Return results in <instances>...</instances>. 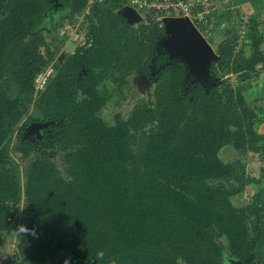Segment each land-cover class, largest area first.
Segmentation results:
<instances>
[{"label": "trees", "instance_id": "trees-1", "mask_svg": "<svg viewBox=\"0 0 264 264\" xmlns=\"http://www.w3.org/2000/svg\"><path fill=\"white\" fill-rule=\"evenodd\" d=\"M88 1L0 4V247L20 225L35 232L22 235L6 264H93L100 251L97 264H263L264 169L255 180L246 159L264 162L257 131L264 112L240 85L264 70L258 21L251 18L241 54L235 40L226 42L210 63L209 77L226 69L235 85L189 83L181 61L151 79L162 21L151 14L129 21L125 0H104L85 14ZM62 9L68 17L58 27L83 15L89 45L44 57L48 38L36 28ZM47 68L38 90L35 78ZM140 74L154 83L147 97L125 118L107 120L104 108L124 101ZM7 79L18 94L7 92ZM38 123L48 125L28 135ZM225 147L232 161L221 159ZM252 185L251 199L235 206L232 197Z\"/></svg>", "mask_w": 264, "mask_h": 264}, {"label": "rangeland", "instance_id": "rangeland-1", "mask_svg": "<svg viewBox=\"0 0 264 264\" xmlns=\"http://www.w3.org/2000/svg\"><path fill=\"white\" fill-rule=\"evenodd\" d=\"M3 0H0V4ZM254 5L250 6L247 12H245V9L239 8H232L231 12L226 13L223 12L224 18L222 22L219 25H216L213 38L210 42L211 47L217 52V47L220 45L225 44L226 42L236 41V48L235 53L241 54V47L243 44V36L244 34L241 33L243 30L246 32V30L249 28V22L251 18H256L258 21L257 23V31L259 32V36L262 37V42L260 45L261 51H264V0H253ZM245 2V1H244ZM67 9H62L57 13H54L52 21L49 19H45L44 23L41 24L39 27L36 28V31L43 33L48 38L47 45L41 46L39 48V51L41 55L46 57L47 52H54L58 57L62 56L66 52H72L74 50L75 45L78 44V42H74L73 40H64L59 35L60 27H58V22L62 19H66L68 16ZM149 14H138L137 19H131L133 23H139L144 22L147 19V16ZM150 16V15H149ZM71 18H75L73 16H70ZM241 17H244L242 19ZM171 18V17H170ZM168 19V18H165ZM163 19V21L165 20ZM162 23L164 24V22ZM86 25V24H84ZM86 28V26H85ZM79 41V40H78ZM208 41V40H207ZM209 42V41H208ZM247 49H245L246 51ZM166 53V52H165ZM246 54H248V51H246ZM167 53L160 55L157 57V59L153 62L151 66V75L150 78L153 79L156 74L158 73L159 69L169 62ZM172 62V61H171ZM188 82L194 83L197 81H201L203 79L197 77L196 75H193L192 73L187 74ZM132 83V90L129 92L127 98L122 101L118 106H112L109 105L108 107L104 108L103 110V116L111 121L113 116L116 113H120V115L125 118L131 108L142 98L147 97V91L151 90L153 87V80H148L144 78L141 74L132 76L130 79ZM205 84L210 85H217L221 82L223 83H229L231 85H235L237 82V79L234 75L227 72L226 69L220 70V73L216 74L213 77H207L204 79ZM241 85V91L243 96L246 98V100L251 104V106L260 113V115H263L264 112V70L260 72L259 76L256 78H252L250 80H245L240 83ZM5 87L7 89V92L10 95H16L18 92L17 86L9 79L5 81ZM27 103L30 102V99L26 98L25 100ZM30 116L36 117L38 114L37 112L30 107ZM41 129L32 127V129L28 130V135H39ZM257 131L264 135V122H261L257 128ZM229 148V149H228ZM231 149V150H230ZM220 157L224 161H232L236 154L232 152V148L225 147L220 152ZM19 154H13L14 159H17ZM250 156V155H249ZM246 172L253 176L254 179H258V177L261 175L260 167H263L264 169V162H258L256 160H251V158L246 159ZM264 185V182L261 184ZM255 193V188L252 186H248L246 190L237 196L232 197V203L235 206H242L246 202H248L252 195ZM264 195V194H263ZM264 202V197L263 200ZM16 206H21L22 201H18L15 203ZM264 206V203H263ZM262 219L264 223V209L262 213ZM19 240L15 238V236L12 234L11 236L7 237L6 244L0 247V264H6V258L11 255V251L14 249L15 245L17 244ZM258 255L261 261L264 264V240L260 243L259 249H258ZM224 264H232V261L226 260Z\"/></svg>", "mask_w": 264, "mask_h": 264}, {"label": "built area", "instance_id": "built-area-1", "mask_svg": "<svg viewBox=\"0 0 264 264\" xmlns=\"http://www.w3.org/2000/svg\"><path fill=\"white\" fill-rule=\"evenodd\" d=\"M104 0H89L85 14L94 4H100ZM230 0H125L126 7L131 8L137 14H151L153 18L163 21L165 18H187L207 41L212 39L215 31V18L219 13L230 11ZM84 16L76 17L73 23H66L60 27L59 35L65 40L78 42L77 47L87 46L79 26ZM244 19V17H241ZM241 33H245L243 30ZM79 40V41H78ZM208 42V41H207ZM209 43V42H208ZM52 72L47 68L35 78V88L42 90L48 76Z\"/></svg>", "mask_w": 264, "mask_h": 264}, {"label": "water", "instance_id": "water-1", "mask_svg": "<svg viewBox=\"0 0 264 264\" xmlns=\"http://www.w3.org/2000/svg\"><path fill=\"white\" fill-rule=\"evenodd\" d=\"M122 14L131 22V19L138 18V14L129 7H124ZM163 22L166 38L160 46L167 50L169 60L183 62L189 73L206 79L211 61L217 59L211 45L187 18H168ZM47 125L48 123H38L32 124V127L42 129ZM232 264L242 263L232 261Z\"/></svg>", "mask_w": 264, "mask_h": 264}, {"label": "clouds", "instance_id": "clouds-1", "mask_svg": "<svg viewBox=\"0 0 264 264\" xmlns=\"http://www.w3.org/2000/svg\"><path fill=\"white\" fill-rule=\"evenodd\" d=\"M23 210V209H21ZM33 234L35 235L34 230H30L26 228L24 225H20L16 231H12V234L15 236L16 239L20 240L23 234ZM104 258V253L102 251L97 253V256L93 260V264H97V261L102 260ZM65 264H69L68 260H65Z\"/></svg>", "mask_w": 264, "mask_h": 264}, {"label": "crops", "instance_id": "crops-1", "mask_svg": "<svg viewBox=\"0 0 264 264\" xmlns=\"http://www.w3.org/2000/svg\"><path fill=\"white\" fill-rule=\"evenodd\" d=\"M229 5L231 6V9L235 8V7L236 8L240 7L241 9L242 8L245 9V12H247L246 10H248L250 8V6L254 5V1L253 0H230L229 1ZM228 12H231V10L230 11H226V13H228ZM222 13L223 12L219 13V16H217L215 18V22L220 20L221 17L224 18V15Z\"/></svg>", "mask_w": 264, "mask_h": 264}, {"label": "flooded vegetation", "instance_id": "flooded-vegetation-1", "mask_svg": "<svg viewBox=\"0 0 264 264\" xmlns=\"http://www.w3.org/2000/svg\"><path fill=\"white\" fill-rule=\"evenodd\" d=\"M165 38H166V36H165ZM165 38H164V39H165ZM164 39H163V40H164ZM165 52L167 53V50H165L164 48H161V49L159 50V55H158V57H159L160 55H162V53L166 54ZM170 62H171V61H169V62H167V63H170ZM164 65H165V64H164ZM151 66H152V65H151ZM188 73H189V71H188ZM188 73H187V74H188ZM204 83H205V82H204Z\"/></svg>", "mask_w": 264, "mask_h": 264}]
</instances>
